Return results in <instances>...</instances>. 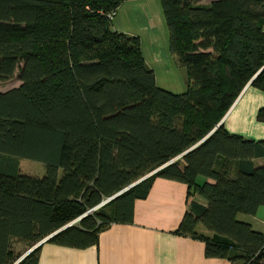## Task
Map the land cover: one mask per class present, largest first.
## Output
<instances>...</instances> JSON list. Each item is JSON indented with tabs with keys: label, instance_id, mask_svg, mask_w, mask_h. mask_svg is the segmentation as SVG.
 I'll list each match as a JSON object with an SVG mask.
<instances>
[{
	"label": "trees",
	"instance_id": "16d2710c",
	"mask_svg": "<svg viewBox=\"0 0 264 264\" xmlns=\"http://www.w3.org/2000/svg\"><path fill=\"white\" fill-rule=\"evenodd\" d=\"M125 1L0 0V83L20 81L0 91V264L82 215L44 243L95 245L132 221L157 177L187 185L175 233L203 241L206 257L264 264V232L239 218L264 206V139L217 126L250 81L264 92V0H160L181 93L156 84L139 37L111 27ZM44 243L18 264H38Z\"/></svg>",
	"mask_w": 264,
	"mask_h": 264
},
{
	"label": "crops",
	"instance_id": "0c3cea01",
	"mask_svg": "<svg viewBox=\"0 0 264 264\" xmlns=\"http://www.w3.org/2000/svg\"><path fill=\"white\" fill-rule=\"evenodd\" d=\"M111 27L139 37L145 63L153 70L159 87L173 93L185 91L186 70L170 54L160 0L123 2ZM261 107L264 92L246 85L223 117L225 129L246 139H264V122L257 120ZM254 163L264 164V158ZM187 204L186 184L157 177L146 198L135 201L132 221L110 224L100 231L97 243L86 248L44 243L38 264H231L225 258L206 257L203 241L175 233ZM239 218L264 232V206L253 215Z\"/></svg>",
	"mask_w": 264,
	"mask_h": 264
},
{
	"label": "rangeland",
	"instance_id": "374dc122",
	"mask_svg": "<svg viewBox=\"0 0 264 264\" xmlns=\"http://www.w3.org/2000/svg\"><path fill=\"white\" fill-rule=\"evenodd\" d=\"M210 0H199L202 3H208ZM18 71L15 72L12 78L8 79L5 82L0 83V91L7 90L16 86H19L20 81L17 78ZM19 166L22 173L31 174L34 176H43L44 166L43 163L30 160V159H19ZM248 216V215H245ZM244 214H240L239 217H245ZM249 219V218H246ZM17 249H20V245H15Z\"/></svg>",
	"mask_w": 264,
	"mask_h": 264
},
{
	"label": "water",
	"instance_id": "95a60500",
	"mask_svg": "<svg viewBox=\"0 0 264 264\" xmlns=\"http://www.w3.org/2000/svg\"><path fill=\"white\" fill-rule=\"evenodd\" d=\"M251 82V81H250ZM250 82L247 84L249 85ZM223 118L221 119V121L217 124V126H219L220 124H222ZM208 136V135H207ZM198 144V143H197ZM196 144V145H197ZM194 145V146H196ZM193 146V147H194ZM193 147H191L190 149H192ZM189 149V150H190ZM188 151V150H187ZM187 151L183 152L181 155H184ZM179 155V156H181ZM165 165L155 169L153 172L149 173L148 175L142 177L141 179H139L138 181L132 183L131 185L127 186L126 188H124L123 190L117 192L116 194H114L113 196H111L110 198L106 199L104 202H102L101 204H99L98 206H96L95 208H93L92 210L97 209L98 207H100L101 205H103L104 203L116 198L117 196H119L120 194H122L123 192H125L126 190L132 188L133 186H135L136 184H138L140 181L144 180L145 178L149 177L150 175L156 173L157 171H159L161 168H163ZM91 211V210H90ZM84 215L80 216L78 219L68 223L67 225L63 226L62 228L58 229L57 231L51 233L50 235L46 236L43 240H41L40 242H38L37 244H35L34 246H32L31 248H29L25 253L22 254V256H20L13 264H18L25 256H27L31 251H33L35 248H37L39 245H41L42 243L48 241L49 239H51L53 236H55L57 233H59L60 231H62L63 229H65L66 227L72 225L75 221L81 219Z\"/></svg>",
	"mask_w": 264,
	"mask_h": 264
},
{
	"label": "built area",
	"instance_id": "2783aa9c",
	"mask_svg": "<svg viewBox=\"0 0 264 264\" xmlns=\"http://www.w3.org/2000/svg\"><path fill=\"white\" fill-rule=\"evenodd\" d=\"M115 14H116V11L114 10L112 12L107 13V16L109 19H112L115 16Z\"/></svg>",
	"mask_w": 264,
	"mask_h": 264
}]
</instances>
